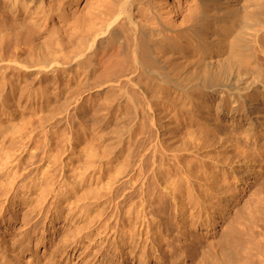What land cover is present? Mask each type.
<instances>
[{"label":"bare ground","instance_id":"bare-ground-1","mask_svg":"<svg viewBox=\"0 0 264 264\" xmlns=\"http://www.w3.org/2000/svg\"><path fill=\"white\" fill-rule=\"evenodd\" d=\"M9 36L0 96L19 116L1 127L0 151L9 157L13 142L22 152L33 139L45 163L19 179L23 223L49 197L52 231L74 224L60 200L79 190L83 206L96 199L94 185L112 165L106 184L126 187L111 218L131 228L128 254L140 247L145 263L148 244L188 247L198 221L224 224L235 248L240 214L226 213L240 192L264 188V0H0V50ZM33 81L41 91H26ZM24 155L31 172L34 152ZM4 253L3 264H18Z\"/></svg>","mask_w":264,"mask_h":264},{"label":"rangeland","instance_id":"rangeland-1","mask_svg":"<svg viewBox=\"0 0 264 264\" xmlns=\"http://www.w3.org/2000/svg\"><path fill=\"white\" fill-rule=\"evenodd\" d=\"M4 42L8 44L6 45ZM10 42H12L11 36L3 41L4 44L2 43L3 49L5 45L7 47L10 46V48L5 47L7 52H3L5 51L3 49L0 50L2 54L4 53L2 55L4 57H10V55L12 57L13 55L14 49ZM9 49L13 51L10 52ZM11 70L12 67L6 71L10 79L15 76V70ZM42 87V84L33 81L28 85L26 91L39 92ZM7 98L8 100L4 102ZM9 99L6 95L0 96V130L7 120L15 121L19 116V112L14 111L13 100ZM5 105L6 111H2ZM8 112L9 114H7ZM23 116L27 118L29 116L28 112H24ZM60 116L57 115L53 119L56 121ZM33 118L35 119V116ZM8 144L9 139H6V145L8 146ZM54 144L57 146L60 145V142L56 141ZM6 148L0 151V264H3L4 251L7 250H10V253L11 251L14 253L12 254L17 257L18 264H264V188L258 194L242 193L240 192L242 188L240 180H236L239 178L234 181L231 176L228 178L230 188L233 187L234 189V185L237 184V192H240L239 203L234 210H230L225 216L226 219L231 220L234 216L233 213L237 209L240 214L236 221L233 222L237 234L240 235L238 237L240 240L238 239L239 241L234 246L235 248H231L233 246L230 247L226 238V240L223 239L225 237L222 235L224 230L222 226L224 224L220 225L219 221H217L215 229H212L209 221L202 222L201 225L198 221L196 225L194 223L190 227L191 236L193 238L197 237L195 238L196 240L194 239V243L187 247L180 240L172 239L173 242L171 241V245L169 244L168 246L162 245V243L154 244L156 252L148 244L144 254L145 263H143L138 258L140 247L132 255L128 254L129 250L127 248L130 249V246H132L129 243L131 228L128 223L123 221L122 224L119 222L115 224V220L111 218L116 216V214L113 215L114 203L122 199L119 193L121 190L124 191L123 189L126 187L119 181L112 187L106 184L107 178L114 173L112 165H108V168L104 171L102 169L100 182L94 185L96 199L91 198V195L90 198L86 199V205L83 206V199H79L78 196L79 190L74 195L71 193L67 198L60 200L59 205L63 212L68 213V215L74 214V224L57 225L59 229L57 227L53 232L52 227L49 226L46 220V216H48L46 208L50 205L52 198L47 197L43 201H38L41 202V209L40 211L31 212L28 223H23L18 218L19 214L17 211L20 205L19 199L23 195L17 187L20 182L19 179L30 177L36 166H44L43 155H41L39 149H34L33 139L28 142L22 152H19L17 148L15 149L13 142V151L9 157L4 154L7 151L5 150ZM28 151L34 152L32 157L34 164L31 172L29 167L22 169L23 166L19 162L20 156ZM66 157L67 152H62V158L66 159ZM23 159L26 160L27 156L24 155ZM52 164L51 168H54V164L57 163ZM10 171L11 174L9 175L8 172ZM33 204H35V201ZM124 204L125 201H122L121 205L123 206ZM122 209L124 211V208ZM123 211L118 212L120 221L126 217V213ZM10 216L11 219H9ZM154 226L157 227L155 224ZM154 226L151 225L152 228L150 227L152 229L151 233H155L153 237L158 240L156 237L158 235V227ZM220 227L222 228L220 229ZM138 229L139 227H137ZM172 232L171 238H176V231L172 230ZM163 247L170 252L163 250ZM232 253L235 254L233 255ZM231 258L235 260L232 261Z\"/></svg>","mask_w":264,"mask_h":264}]
</instances>
